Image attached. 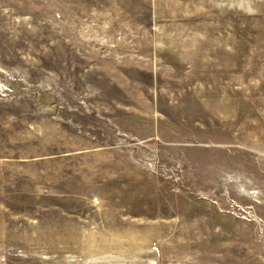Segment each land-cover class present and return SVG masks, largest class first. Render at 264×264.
<instances>
[{"label":"rangeland","instance_id":"1","mask_svg":"<svg viewBox=\"0 0 264 264\" xmlns=\"http://www.w3.org/2000/svg\"><path fill=\"white\" fill-rule=\"evenodd\" d=\"M0 264H264V0H0Z\"/></svg>","mask_w":264,"mask_h":264}]
</instances>
